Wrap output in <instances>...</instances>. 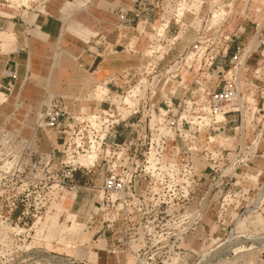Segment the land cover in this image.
I'll list each match as a JSON object with an SVG mask.
<instances>
[{
  "label": "rangeland",
  "instance_id": "1",
  "mask_svg": "<svg viewBox=\"0 0 264 264\" xmlns=\"http://www.w3.org/2000/svg\"><path fill=\"white\" fill-rule=\"evenodd\" d=\"M52 1L0 0V264H264L262 100L199 122L264 0H113L107 30L68 13L91 0Z\"/></svg>",
  "mask_w": 264,
  "mask_h": 264
},
{
  "label": "built area",
  "instance_id": "2",
  "mask_svg": "<svg viewBox=\"0 0 264 264\" xmlns=\"http://www.w3.org/2000/svg\"><path fill=\"white\" fill-rule=\"evenodd\" d=\"M231 42L230 39L224 49V56ZM215 58L216 56L211 58V64ZM251 59L254 60L252 66L248 64ZM228 62L231 65L227 72L228 78L221 83L217 75L215 78L212 76L211 86L206 85L201 91L199 113L202 116L199 117V122L209 125L211 129H216L225 125L230 115L241 117L245 113L248 116V113L257 109L255 99L258 96L262 100L261 108L258 110L262 112L259 121L264 127V21L255 25L252 36L245 44L236 42L232 45ZM14 63L8 69V83L16 79L17 64ZM55 108L50 107L45 115L50 125L54 124L58 118L59 113ZM239 120L245 124L250 122L248 118ZM107 185H112L110 180L107 181Z\"/></svg>",
  "mask_w": 264,
  "mask_h": 264
},
{
  "label": "crops",
  "instance_id": "3",
  "mask_svg": "<svg viewBox=\"0 0 264 264\" xmlns=\"http://www.w3.org/2000/svg\"><path fill=\"white\" fill-rule=\"evenodd\" d=\"M113 0H91V2L88 3L83 8L80 7H72L69 9L68 13L72 16H76V19L79 21L86 22H92L93 19L98 25L95 24L94 21V26H91V30H96L99 26V29H106L109 25H111L112 20V2ZM65 3L64 0H53L50 5H49V10L53 14H58L62 11ZM92 19V21H91ZM49 19L45 18L43 20H39L40 25L42 26L43 30L47 32L46 36H49L47 27L49 26ZM52 30H54V34L52 35L51 38H55L56 33L59 31V27L57 25H52ZM76 37V36H75ZM66 38V39H65ZM62 36L61 40L62 41H69L72 43V46L76 45L78 43L77 40L72 39L71 37H65ZM79 38V37H77ZM0 40L3 41V44L5 48L8 50H12L15 47V38L13 36V33L11 32L10 27H7L4 31L0 32ZM65 42V43H69ZM74 44V45H73ZM37 57L38 55H35L33 52L32 53H26V54H20L17 55L16 59L19 61L20 64H23V72L22 69L20 68V77L24 75L25 69L28 70L32 74V78H37L38 73H39V64H37ZM25 68V69H24ZM23 74V75H22ZM82 74V73H81ZM74 76L76 78L77 73L74 72ZM82 79H84L85 75L82 74ZM64 80L67 79H72L71 77H63ZM74 78V77H73ZM74 78V79H75ZM81 76L77 79L80 80Z\"/></svg>",
  "mask_w": 264,
  "mask_h": 264
},
{
  "label": "bare ground",
  "instance_id": "4",
  "mask_svg": "<svg viewBox=\"0 0 264 264\" xmlns=\"http://www.w3.org/2000/svg\"><path fill=\"white\" fill-rule=\"evenodd\" d=\"M213 17V16H212ZM128 101V98H125ZM96 155L92 153L91 155L87 156L86 158L80 157V160L85 164H92L93 160L95 159Z\"/></svg>",
  "mask_w": 264,
  "mask_h": 264
}]
</instances>
